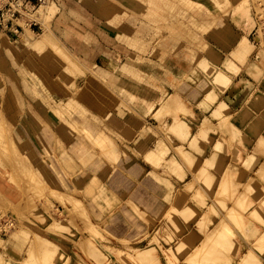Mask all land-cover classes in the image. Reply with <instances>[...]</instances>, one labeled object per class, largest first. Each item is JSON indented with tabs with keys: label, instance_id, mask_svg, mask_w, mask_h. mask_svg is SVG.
I'll return each instance as SVG.
<instances>
[{
	"label": "rangeland",
	"instance_id": "rangeland-1",
	"mask_svg": "<svg viewBox=\"0 0 264 264\" xmlns=\"http://www.w3.org/2000/svg\"><path fill=\"white\" fill-rule=\"evenodd\" d=\"M2 1L4 0H1V2ZM89 1H93L95 3L94 6L105 15L110 16L113 14L116 17H122L130 11L133 14H140L141 18L146 17L148 20V28L151 30V35L148 37L146 45L151 46L152 55L162 48L165 49L167 45L175 47L178 44L179 46L189 47V49L192 48L193 42L201 45V43H199L200 37L196 35V32L194 33L197 29V24L203 23L207 18L211 19L214 16L211 14L216 11L225 17H232L233 20V17L236 15L239 16L240 13H242V15L239 16L241 19L245 14L246 16L248 15L255 25V30L258 29L259 32L257 31V33L261 34L264 39V0H229V3H232V5L229 4V6L225 4L228 0H225L220 9H217L215 6L217 0H199L200 5H197L196 7L191 3L192 0ZM243 1H246L247 3ZM49 2L53 3L52 5L55 6L54 9L47 11L45 8H40L37 10L38 3L32 9L26 11L28 16L26 15V17L24 16L18 21L22 25L23 30L27 26L31 28L32 33L34 34L33 37H37V33L40 32L42 28L46 30L48 41L43 40L41 42L43 45L42 48H34L25 44L19 36L0 35V129L3 131L0 136L3 137L4 142L1 141V143H4L2 149L5 153V155L0 157L4 158L0 160V264H7L8 262V264H10V261L14 264H69L70 261L72 262L71 264H126L128 261L127 264H145L147 262L146 260H150L151 257L152 262L150 261V263L148 261L146 264H264V232H261V234L257 236L258 233L253 226L252 221H257L263 226L264 223L256 214V216L253 214L245 215L241 219L242 221H238L240 222L239 227L232 226L233 229H229V231H227L228 233H224L220 237L217 235L219 231H223L222 228L227 224V219H224V216L230 220V215H226V206H232L235 204L239 208L238 211L242 212V214H246V211L243 209H245L246 206H249L250 202H245L243 195L250 192L248 189V184L250 182L244 187L246 192L239 194L238 188L241 186V183L235 182L236 173L231 174V176L233 175L231 178V176H229V173H232L231 169H226L220 179L223 180H219V183L215 184L213 183V175L205 171L208 170L209 165L215 166L216 164V166H220V163L214 159V156H212L211 159L207 157L198 159L194 156V152L197 154H202L204 152L203 146L205 145V142L208 141V131L212 130V128H208L205 125V122H207L210 117H216L219 120L216 128L220 133L227 130L228 125L226 126V124L230 121L235 120L239 123V121L243 119L245 110L242 107V109H240V111L243 112L242 116L240 113L242 118H240L239 115H236L239 113L234 112L235 118L233 117V120H228V122L225 123L223 119L225 118V121L230 119L229 117L233 115V112L226 111V109L228 110V106L224 102L220 104L219 102L221 101L218 99V94L225 90L234 76L238 75L240 67L232 62H229L224 66H215L207 59H201L199 61L200 63H198V65L202 67L201 69L208 77H210V81L213 80L215 75L218 77L216 80L217 85L212 81V89L199 101L198 106L200 108L204 110L211 108L212 111L211 116L209 117L208 111H203L201 116L205 122L201 123L202 126L196 132L194 131V137L196 135V140L194 139L192 141L193 143L191 142L192 144L186 142L183 143L186 141V138L184 140L181 134H177L178 131L172 133V130L174 129L171 130L167 127L172 122L171 114L165 113L163 110L160 112L158 111L160 106L164 107L163 104L167 98V94L162 97L157 106L152 107V110L157 107L155 111H148L145 114L135 113L136 117L140 120H146V125L149 126L146 130H141L142 133H144V131L147 132L146 134H143L144 139L141 140L143 149L150 147L153 148L156 146V139L159 137H162V139L164 138L172 148L174 155L177 156L180 161L179 163L175 159H171V164L180 170H182V166L184 165V167L189 170V175L186 179L187 181H185L186 183L184 182L181 188H174L171 183L166 181L169 190H172V192L173 190H176L173 197L172 192H169L167 195L169 208H174V210L171 209L172 217H167L169 215L168 212L170 211L169 208L166 209L161 217L156 218L145 216V212L142 209L137 208L142 210L141 215L136 213L138 217L146 220L148 223L147 229L144 233L137 239L133 240L124 238L112 239L111 235L105 229V224H102V226L97 222L98 214L102 211L106 213L108 210V207L102 210L100 205L101 203L109 204L108 197L104 196L101 198L103 193H98V195L96 194L95 196L93 193L96 191V184L98 186L102 182L99 181L103 178L102 175L107 177L108 185L113 183L116 187H120L121 189L125 188L126 184L123 183L121 176L119 177L118 175L119 170H121L118 154L122 153L126 160V158H128L127 154L130 153L128 151L129 148L127 145H120L122 151L119 148H116V150L119 149L120 151L117 150V154L113 153L109 155L107 152H103L99 148L93 146V141L91 139H86L83 131L73 129L70 123H73L75 120L80 123L83 128L90 130L93 134L104 131L109 135L111 134L110 136H112V138L116 137L117 140L120 141L123 139H129L128 137L131 135L127 136V133H122L125 128L114 130L109 128L110 126H106L108 113L105 109L110 107L112 103L110 96L107 95L109 93L108 87L98 69H91L83 65L53 33L50 24L58 7H56V4L52 0H49ZM235 3L236 5H239H237V8L235 7ZM231 8H233L234 11L233 9L230 10ZM35 9L37 11H35ZM223 10H225V12H223ZM199 29L201 32L204 30L202 27ZM243 44L244 43H242V45ZM141 46H143V44ZM242 47L243 49H240ZM202 48H204L203 44L200 46L201 50ZM240 48V50L246 52L245 45H240ZM260 48L261 47H258L257 51ZM140 50L143 52L144 48L141 47ZM210 69L212 70V73L213 70L216 71L213 74L214 76L211 74ZM97 88L98 90H96ZM261 92H264V74L257 85L250 90V93L248 94L249 102L251 103V100H254L256 104L258 101L257 99L261 97L259 94ZM212 96L216 97V99ZM85 97H87V99L83 100ZM260 100L261 99H259V101ZM49 101L52 103L55 101L60 102H55L54 107L49 106ZM260 102V104H262L263 100ZM223 103L225 105H223ZM218 106H221L222 109H218ZM223 106H227V108L224 109L225 107L223 108ZM255 106H258V104ZM56 107L59 109H68H63L64 111H61L62 113H60L63 116L66 114L65 111H67L68 114L71 113L70 117L68 118L66 116L65 118H58L54 112V108L55 110H58ZM246 107L250 111L251 108L248 106ZM246 107L244 106V108ZM223 109L225 112H222ZM91 110H94L96 115H93ZM214 111H216V114ZM261 111L263 114L264 109ZM250 112L253 113L252 110ZM229 113H232L231 116ZM223 114H225V116ZM190 116L192 115L184 116L183 113L178 115V117L184 118ZM243 121H245L244 123L249 122L248 128L254 127L252 126L254 124L249 126L250 120H245L244 118ZM232 123L233 122H231V124ZM3 126L6 127L3 128ZM111 129L113 130L112 132ZM188 129L193 130L194 128L188 126ZM118 130L120 131L118 132ZM115 131H117V133H115ZM234 132L237 133L236 131H232L231 134L233 136L235 135ZM122 134H125L126 137ZM81 141L85 142L86 145H84L83 142L81 143ZM178 143L182 148L189 150L186 154L192 152L190 159H188L186 157L187 155L181 151L185 154L182 156V153L178 150L179 148L177 149ZM13 149L14 152H12ZM15 149L18 150V153ZM152 152L154 153V151H149L147 153L149 158L152 157ZM22 154L26 157L24 158V155ZM132 154H135L136 158L139 157V154L136 152L132 151ZM147 154L146 156H148ZM160 154L161 153H159V155ZM154 156L155 155L153 154V157ZM184 156L187 160L184 159ZM14 159H17L18 163L20 162L19 168L16 167L19 166V164L16 163ZM24 160L26 162H24ZM21 163H27L28 166L27 164L22 165ZM154 165L159 166V162L156 164L154 163ZM166 165L167 164H164V166H162V172L168 177L170 176V173L174 174V172L167 169ZM71 167L79 169L77 174L70 171ZM29 169L31 173L29 172ZM200 169L204 173H202ZM232 170L234 172V169ZM198 172H201L200 177L198 176ZM86 173L92 177L93 189L90 193L91 195L89 192L83 193L77 189L79 183L86 177ZM206 173L209 174L210 177L206 176ZM176 175H178L179 178H182V172L178 171ZM201 175L203 176L201 177ZM26 176L29 179H27ZM30 176L33 178L30 179ZM205 176L209 177L211 180L209 183L207 182L209 179H204ZM256 176L257 178L259 177V179L264 180L262 169L256 172ZM152 177L161 182L159 178L155 177V174H152ZM118 179L119 181H117ZM35 180L37 181L35 182ZM199 181H201L200 184ZM36 185L37 190L35 189ZM213 186H217L215 192L213 191ZM210 187L212 190L209 189ZM183 190L187 195L185 194L186 196L181 199L183 194L181 195L180 192H183ZM200 194L201 197H199ZM235 195L237 198L232 199L231 197H236ZM73 199L78 202L73 201ZM174 199L179 200L175 201ZM209 199H211L210 204L208 203ZM260 199L261 196L259 197V200ZM71 201L73 202L71 203ZM68 202L71 205L67 204ZM75 203H79L77 210V205ZM97 203H100L99 206L96 205ZM189 203L195 207H186V204L188 205ZM260 203L261 204L257 203V205H264V200H261ZM68 205L75 208L73 209L71 207V209H69L70 207ZM66 206L69 209L68 214L64 211L62 212L64 208L67 209ZM135 208L132 209L136 210ZM106 214L109 215V213ZM129 217L130 219H133L131 216ZM126 219L129 218L127 212L124 211V214L113 221L121 223ZM218 220L220 224L217 222ZM130 221L133 222V220ZM88 222H92L93 225L90 227ZM117 222L114 224L116 227H118ZM216 224L219 226L216 227ZM220 225H222V228ZM89 227L95 228L96 230L94 229L92 232V229ZM232 227L230 226V228ZM214 228L216 230V233H214L216 236L212 234ZM137 229L139 230L140 228ZM217 230L219 231L217 232ZM130 232H134L132 228ZM134 235L137 236L138 231ZM239 236H242L245 239H239ZM249 236H257V238L249 240L247 239ZM3 237L20 242L22 246L21 249L24 252H21V261L12 260L3 253V246L5 243ZM88 239L91 240L94 247L95 244H98L95 253L92 254L93 256L90 255L91 251L88 252L89 255L87 254L88 248L86 249V240ZM82 242H86L84 243L85 245ZM195 244L197 246L193 247ZM88 245L91 247V244ZM128 245H131L132 247H127ZM136 245L143 249L145 248L144 251L143 249L137 250L133 247ZM148 248H151L152 252H150V249ZM97 249L101 251H97ZM146 249H148L149 252ZM241 249L246 250V252L244 254H239ZM69 251L71 255L68 254ZM141 251L145 253H141ZM191 251L193 253L189 255L188 253ZM130 252L134 253L133 257H131L132 253ZM137 252L140 253L139 255H141V257L135 256L138 255ZM203 252L210 257L207 258L205 254L202 255L201 253ZM214 252L215 254H213ZM194 253L195 255L193 256ZM38 254L43 258L39 257ZM84 256L86 258H84ZM188 256H190V258ZM196 256H200L201 258L198 257L200 258L198 260ZM146 257L148 259L145 260ZM244 257H247L245 258L247 260H245ZM40 258L42 261H40ZM139 259H142V261ZM105 260H107V262L104 263L103 261ZM36 261L37 263H35Z\"/></svg>",
	"mask_w": 264,
	"mask_h": 264
},
{
	"label": "crops",
	"instance_id": "crops-1",
	"mask_svg": "<svg viewBox=\"0 0 264 264\" xmlns=\"http://www.w3.org/2000/svg\"><path fill=\"white\" fill-rule=\"evenodd\" d=\"M52 1L58 7L50 24L53 33L83 65L98 69L108 87L107 95L110 96L112 103L105 109L108 113L106 126L112 129H123L127 126L131 130L129 139L120 141L113 137L118 145L117 148L121 150L120 145L125 144L130 152L126 160L122 153L119 155L121 170L118 175L126 184L125 188L116 187L113 183L108 185L107 177L102 175L103 178L99 180L102 182L95 187L97 193L96 191L93 193L94 196L103 193L101 198L108 197L109 204L97 203L96 205L100 204L102 210L108 207L106 213L109 215L104 211L97 213L98 221H96L101 225L105 224V229L111 238L133 240L141 236L147 229L148 223L138 217L132 206L136 205L142 209L147 217H161L168 207L167 195L172 192L167 182L174 188H181L187 179L189 170L183 164L182 170L171 164V159L179 163L180 161L164 138L156 139V146L153 148L143 149L141 140L144 139L143 134L147 132L142 133L141 130H146L149 126L146 125V120H140L135 113L153 112L156 107L153 110L152 107L157 106L164 95L168 92L174 93L188 105L192 116L186 117L185 120L189 122V127L194 128L191 131L196 132L202 126L201 123L205 122L201 116L203 111H208V117L211 116L212 111L211 108L204 110L198 106L199 101L213 87L207 74L198 65L201 59H207L215 66H224L232 62L240 67L238 75L232 78L218 97L229 107V112L234 113L244 106L251 108L252 118L258 125L254 124L255 127L247 129L246 124L233 121L232 127L237 133L231 137V127L227 126V130L220 133L216 128L219 120L216 117H210L205 125L212 130L208 131V141L203 146L204 152L202 154L194 152V156L198 159L204 157L211 159L214 156V159L220 163V166L216 164L208 166L215 184L219 183L226 169H235V182L241 183L238 188L239 194L246 192L244 190L246 183L254 180L256 188L243 197L245 202H250L247 210L257 208V213L264 220V205H257L264 200V180L256 176V172L261 169L264 174V113L261 119L258 117L264 109V92L260 93L263 100L260 107L250 103L248 97L250 90L257 85L264 74V60L254 56L257 50L254 41L256 30L252 20H249L251 18L243 16L239 21H234L232 17H225L216 11L211 14L214 15L213 19L207 18L203 23L197 24V29L194 31L200 37L199 43L204 45L202 50L201 45L193 42L191 49L178 44L175 47L167 45L165 49L162 48L152 55L151 46L146 45L151 35L146 17L141 18L140 14H133L130 11L122 17H116L113 14L105 15L94 6L93 1L89 0ZM191 3L195 7L200 5L199 0H192ZM200 27L204 29L202 32ZM244 40L247 45L246 52L239 49ZM141 47L144 48L143 52L140 50ZM86 99L87 97L83 100ZM91 111L93 115H96L94 110ZM135 130L138 131L136 135L133 133ZM83 143L86 145L85 142ZM162 149H165V152L157 155V152ZM132 151L139 154V157L136 158ZM148 151H154L157 158L150 159L146 156ZM158 162L159 166L154 165ZM164 164H167V169L174 174L170 173L168 177L163 174ZM78 170L71 167L70 171L77 174ZM178 171L182 172V178L176 175ZM152 174H155L161 182L152 177ZM213 188L215 192L217 186ZM77 189L83 193L92 191L91 175L86 173V177L79 183ZM209 189L212 190L211 187ZM175 192L176 190H173L172 197ZM260 196L261 199L256 200ZM210 201L211 199L209 204ZM124 211L127 212L129 219L121 223L113 221L124 214ZM116 222L118 227L114 225ZM252 224L256 228L257 236L264 232V226L261 223L252 221ZM131 228L133 233L130 232ZM137 231L136 236L134 234ZM257 236H249L247 239H256ZM238 238L245 239L242 236ZM3 239L5 240L3 253L12 260H19L22 256L20 242L5 237ZM245 252L246 250L241 249L239 254ZM68 254L71 255L70 251ZM71 263L70 261L69 264Z\"/></svg>",
	"mask_w": 264,
	"mask_h": 264
},
{
	"label": "bare ground",
	"instance_id": "bare-ground-1",
	"mask_svg": "<svg viewBox=\"0 0 264 264\" xmlns=\"http://www.w3.org/2000/svg\"><path fill=\"white\" fill-rule=\"evenodd\" d=\"M247 1V0H246ZM246 1H243V2H246ZM224 2H225V0H217L216 1V8L217 9H220V7L221 6H223V4H224ZM242 2V1H241ZM228 3V4H227ZM247 3V2H246ZM53 3H51V2H49V0H39V4L37 5L38 7L36 8L37 10H39L40 8H45V9H47V11H49V10H52V9H54V5H52ZM227 6H229V4H231L232 5V3H229V0H228V2L226 1V3H225ZM238 4H239V2H238ZM237 4V5H238ZM241 4H245V3H241ZM235 5H236V3H235ZM234 5V6H235ZM237 5L235 6L236 8H237ZM214 6V5H213ZM225 6V5H224ZM239 6V5H238ZM242 6V5H241ZM57 7V6H56ZM235 7H234V9H235ZM228 8V7H227ZM226 8V9H227ZM35 9V11H37ZM225 9V8H224ZM233 8H231L230 10H232ZM234 9H233V11H234ZM247 9V8H246ZM221 11V10H220ZM235 11H236V9H235ZM239 11V10H238ZM44 12V11H43ZM42 12V13H43ZM223 12H225V10H223ZM245 12V11H244ZM246 13V12H245ZM233 14V13H232ZM231 14V15H232ZM244 14V13H243ZM234 15H236V14H234ZM240 15H242V13H240L239 14V16ZM28 16V15H27ZM43 16V15H42ZM239 16L238 15H236L235 17H233L234 18V20H240V18H239ZM245 16H246V14H245ZM247 17H249L248 15H247ZM250 18V17H249ZM250 21H251V19H249ZM42 21V20H41ZM44 23V22H43ZM42 23V24H43ZM45 27V26H44ZM161 30V29H160ZM159 30V31H160ZM257 31H258V29L256 30V33H255V47H261L258 51L256 50V55L254 54V56L256 57V58H259V59H264V44H263V42H264V39H263V37H262V35L261 34H259V33H257ZM158 32V31H157ZM259 32V31H258ZM34 36V34L32 33V30H31V28L30 27H25L24 28V30L22 31V32H19V37L21 38V40L25 43V44H27V45H29V46H31V47H34V48H42L43 47V45L41 44V42L43 41V40H45V41H48V38H47V35H46V30L44 29V28H42V30L40 31V32H38L37 33V37H33ZM35 38V39H34ZM34 39V40H33ZM254 39V38H253ZM242 43H244L243 45L241 44V46H244L245 45V51H247V45H246V43H245V40H244V42H242ZM240 49H243V47L242 48H240ZM253 50V49H252ZM242 52H244V50L242 51ZM255 52V51H254ZM203 60V59H202ZM201 62H203V61H201ZM200 63V62H199ZM206 63V62H205ZM208 63V62H207ZM210 64V63H209ZM254 65V64H253ZM202 66V65H201ZM202 68V67H201ZM212 69V68H211ZM210 69V70H211ZM260 69V68H259ZM219 70V69H218ZM223 70V69H222ZM261 70V69H260ZM216 71H214L213 70V73H212V70H211V74L213 75L214 73H215ZM219 72V71H218ZM218 74V73H217ZM222 74V73H221ZM220 74V75H221ZM225 75V74H224ZM93 76V75H92ZM214 76V75H213ZM217 75H215L214 76V78H213V80L212 81H214L215 82V84H216V80H217ZM95 78V77H94ZM210 78V77H209ZM220 78V77H219ZM94 80V79H93ZM212 81H211V83H212ZM221 81V80H220ZM222 83V82H221ZM217 85V84H216ZM218 86H219V84H218ZM112 90V89H111ZM215 90V89H214ZM262 93V92H261ZM260 94V93H259ZM179 96V95H178ZM261 96V95H260ZM214 99H216V97H214V96H212ZM208 98V97H207ZM219 99V98H218ZM251 99V98H250ZM259 99H261V97L259 98ZM259 99H257L258 101H259ZM210 100L212 101V99L210 98ZM262 100V99H261ZM260 100V101H261ZM221 102H219V100H218V102L220 103V104H222V100H220ZM257 101V102H258ZM256 102V104H258V107H260L262 104H260L261 102ZM56 102V101H55ZM55 102L54 103H52V102H48V104H49V106H54L55 107ZM60 101H57L56 103H59ZM253 102V103H252ZM251 103L252 104H254V105H256L255 104V102H254V100H251ZM61 104V103H60ZM219 104V105H220ZM164 107H162V106H160L159 108H158V111L160 112V111H165V113H169V114H171L172 116V118H171V120H172V122H171V124H169L167 127H169L171 130L172 129H174V130H172V133H174L175 131H178V135L179 134H181L182 136H183V139L185 140V138H186V141H184L183 143H190V144H192L193 142V140L195 139V137H196V135H195V137H194V131H191V130H189L188 129V123L186 122V120H185V118L184 117H178V115L180 114V113H183V115L184 116H189V115H192L191 113H190V110H189V108H188V105L186 104V103H183L178 97H176V95H174V93H168L167 94V98L165 99V102H164ZM211 105V104H210ZM223 105H225L224 103H223ZM225 106H223V108H224ZM246 107V106H245ZM56 108H58V107H56ZM157 108V107H156ZM156 108L153 110V111H155L156 110ZM218 109L219 108H221V106L219 107H217ZM217 108H216V111H217ZM227 108V106L224 108V109H226ZM63 109H65V108H63ZM63 109H59L58 108V110H55V108H54V112L56 113H54L58 118H65L66 116L69 118L70 117V115H71V113H67V111H65L66 112V114L65 115H61V111H64ZM165 109V110H164ZM222 109V108H221ZM224 109H223V111L222 112H225L224 111ZM240 109H242V108H240ZM243 109L246 111H244V113L246 114H242L243 112H241L240 110L238 111V112H236L235 111V113H239V114H236V115H239V117L240 118H242L241 116L243 115V119H241V121H239V123L240 124H243L245 121H243L244 120V118H245V120L247 119V120H250V124H249V126L251 125V124H255V126H257L258 124H257V122H255L254 120H253V118H252V115L251 114H253V113H251L250 111H251V109H250V111H249V109L246 107V108H244L243 107ZM247 109V110H246ZM65 110H68V109H65ZM216 111H214V113L216 112ZM226 111H229V107H228V110L226 109ZM61 112V113H60ZM218 112H219V110H218ZM162 113V112H161ZM220 113V112H219ZM240 113H241V116H240ZM261 114H262V111L260 112ZM216 114V113H215ZM228 114V113H227ZM230 114V113H229ZM232 114V113H231ZM231 114H230V116H231ZM224 116H225V114H223ZM222 115V116H223ZM233 115H234V113H233ZM231 116V117H229L230 119H227V121H225L224 119H223V121L226 123V122H228V120H233L234 118H235V115L234 116ZM217 116V115H216ZM228 116V115H227ZM245 116V117H244ZM261 116V115H260ZM259 115H258V117H260ZM234 117V118H233ZM227 118V117H226ZM237 118V117H236ZM240 118H239V120H240ZM261 119V118H260ZM254 122H253V121ZM69 121V120H68ZM235 121V120H234ZM3 122V121H2ZM6 122V121H5ZM4 122V123H5ZM231 122H233V121H230L229 123H227L226 124V126L228 125V126H230L229 128H230V130L231 131H233V124H231ZM241 122H243V123H241ZM249 123V122H248ZM248 123H244V124H246V126H247V128H248ZM2 125H4L3 123H1ZM6 124V123H5ZM70 125L72 126V128L73 129H75V130H78V131H83L84 132V136L86 137V139H91L93 142V146H95V147H97V148H99L101 151H103V152H107L109 155L110 154H117L118 152H117V150H119V149H117L116 150V148L118 147V145L115 143V141L113 140V138L109 135V134H107V133H105L104 131L103 132H98V133H95V134H93V133H91V131L90 130H87V129H85V128H83L82 126H81V124L80 123H78L77 121H73V123H70ZM252 126H254V125H252ZM254 126V127H255ZM6 127V126H5ZM4 126H3V128H5ZM9 127V126H8ZM191 127V126H190ZM2 128V129H3ZM125 129H123V132L122 133H127L126 135L127 136H130L131 135V130L129 129V128H127V127H124ZM169 128H167V129H169ZM251 128V127H250ZM249 128V129H250ZM169 129V130H170ZM115 130V129H114ZM170 130V131H171ZM10 131V130H9ZM113 130H111V132H112ZM120 130H118V132H119ZM180 131V132H179ZM234 131H235V129H234ZM3 131L0 129V134L2 133ZM4 132H5V130H4ZM110 132V133H111ZM115 133H117V131H115ZM135 135L138 133V131L137 130H135L134 132H133ZM232 133V132H231ZM5 134V133H4ZM3 134V135H4ZM234 134H236L235 132H234ZM2 135V136H3ZM115 135V134H114ZM119 135V134H118ZM123 136H125V134H122ZM5 136H7V135H5ZM8 136H9V132H8ZM117 136V135H116ZM231 136L232 137H234L232 134H231ZM1 137V136H0ZM121 137V136H120ZM126 137V136H125ZM2 138V139H1ZM0 139V157H2L3 155H5V153L3 152V144L1 143V141H3V137H1ZM10 138V137H9ZM129 138V137H128ZM5 139V138H4ZM119 139V138H118ZM196 140V139H195ZM5 141H7V140H5ZM183 141V140H182ZM4 142V141H3ZM8 142V141H7ZM173 142V141H172ZM192 142V143H191ZM5 145H6V143H5ZM9 145H11V144H9ZM123 145H125V144H123ZM122 145V146H123ZM176 145V144H175ZM13 146V145H12ZM109 147V148H108ZM4 148H5V146H4ZM15 148V147H14ZM179 148V149H178ZM106 149H109V150H106ZM177 149L180 151V153H185L186 154V152L187 151H189V150H187L186 148H182V146L178 143L177 144ZM16 150V149H15ZM18 150H16V152H17ZM120 151V150H119ZM182 151V152H181ZM12 152H14V149H13V151ZM11 152V153H12ZM15 152V153H16ZM134 152V151H133ZM149 152V151H148ZM147 152V153H148ZM165 152V149L163 150H161V151H159V152H157V155H159V153H164ZM18 153V152H17ZM121 153V152H120ZM146 153V154H147ZM182 153V156L183 155H185V154H183ZM189 153V152H188ZM153 152H152V154H151V156L152 157H150L151 159L153 158ZM191 154H192V152H190L189 154H186L187 156V158L188 159H190L191 158ZM6 155H7V152H6ZM19 155H21V154H19ZM22 155H24V154H22ZM118 155H120V154H118ZM148 155V154H147ZM155 155V154H154ZM157 155L156 156H154V157H156L157 158ZM190 155V156H189ZM115 156V155H114ZM189 156V157H188ZM19 157H21V156H19ZM19 157H17L18 159H20ZM26 156L24 155V158H25ZM148 157H149V155H148ZM185 157V156H184ZM186 157L184 158V159H186ZM22 158V157H21ZM24 158H22V159H24ZM183 158V157H182ZM1 159H4V158H0V160ZM11 160V159H10ZM15 160V159H14ZM187 160V159H186ZM16 161V163H18L17 162V159L15 160ZM20 161V160H19ZM106 161H107V159H106ZM22 162V161H21ZM24 162H26L25 160H24ZM19 164V166H16V167H20V162L18 163ZM17 164V165H18ZM22 165H25V164H27V163H25V164H23V163H21ZM27 166H28V164H27ZM25 168H26V166H25ZM201 168V167H200ZM205 168V167H204ZM24 169V168H23ZM202 169V168H201ZM201 169H200V171H201ZM32 170V169H31ZM203 170V169H202ZM228 170H230V169H228ZM15 171V170H14ZM18 171V170H17ZM231 171H232V173L230 172L229 174V176H231V174H233V173H236L235 172V169H234V172H233V170L231 169ZM21 172V171H20ZM29 172H30V169H29ZM202 173H204L203 171H201ZM201 172H198L199 173V177H200V174H201ZM205 172H209V170H206ZM26 173V172H25ZM31 173V172H30ZM22 174V173H21ZM207 174V173H206ZM205 174V175H206ZM25 175V174H24ZM27 175H28V172H27ZM30 175V174H29ZM32 176V175H31ZM31 176H30V179H32L31 178ZM127 176V175H126ZM203 175H201V177H202ZM206 176H209L210 177V175L209 174H207ZM204 177V179L206 180V179H209V177ZM199 177H198V179H199ZM233 177V175L231 176V178ZM26 178H27V176H26ZM35 178V177H34ZM27 179H29V178H27ZM203 179V180H204ZM202 180V179H201ZM223 180V179H222ZM222 180H220V181H222ZM29 181H31V180H29ZM37 180H35V182H36ZM186 181V180H185ZM211 180L209 179L207 182L209 183ZM251 182H250V184L252 185H249L248 184V189H249V191H250V193L251 192H253L254 191V189L256 188V182L255 181H253V180H250ZM26 182V181H25ZM27 182H28V180H27ZM32 182V181H31ZM200 182L201 181H199V184H200ZM205 182V181H204ZM38 183V182H37ZM186 183V182H185ZM189 183V182H188ZM31 184V183H30ZM33 184V183H32ZM36 184V183H35ZM34 184V185H35ZM39 184V183H38ZM37 184V185H38ZM247 184V183H246ZM254 184V185H253ZM37 185H36V190H37ZM192 186V185H191ZM31 187V186H30ZM187 187V186H186ZM32 188V187H31ZM39 188H40V186H39ZM44 188V187H43ZM95 189V188H94ZM28 190V189H27ZM34 190V189H33ZM33 190H32V192H33ZM35 190V191H36ZM39 190V189H38ZM43 190V189H42ZM52 190V189H51ZM182 190V189H181ZM26 192V191H25ZM198 192V191H197ZM41 193V192H40ZM50 193V192H49ZM51 193H52V191H51ZM55 193V192H54ZM58 193V192H57ZM91 193V190L89 191V194ZM180 194L182 195L181 196V199L184 197V196H186L187 194H186V192H184V190H183V192L181 191L180 192ZM179 194V195H180ZM186 194V195H185ZM55 195V194H54ZM53 195V196H54ZM60 195H61V193H60ZM64 195V194H63ZM91 195V194H90ZM25 196V195H24ZM33 196V195H32ZM51 196V195H50ZM62 196V195H61ZM61 196H59V197H61ZM65 196H67V195H65ZM65 196H64V198H65ZM198 196V195H197ZM236 196V195H235ZM27 197V196H26ZM56 197V196H55ZM57 197H58V195H57ZM68 197V196H67ZM71 197V196H70ZM69 197V198H70ZM199 197H201V194H200V196ZM231 197V196H230ZM29 198V197H28ZM72 198V197H71ZM74 198H75V196H74ZM180 198V197H179ZM232 199L233 198H237V196L236 197H231ZM242 198V197H241ZM56 199V198H55ZM176 199V198H175ZM174 199V200H175ZM234 199V200H235ZM27 200V199H26ZM59 200V199H58ZM69 200V199H68ZM77 200V199H76ZM177 200H179V199H177ZM177 200H175V201H177ZM238 200V199H237ZM256 200H259V197H257V199ZM61 201V200H60ZM59 201V202H60ZM64 201H65V199H64ZM70 201V200H69ZM73 201H75L74 199H73ZM73 201H71V203L73 202ZM75 202H78V201H75ZM80 202V201H79ZM174 202V201H173ZM58 203V202H57ZM63 203H65V202H63ZM67 204H70L69 202L67 203ZM76 204V203H75ZM59 205V204H58ZM71 205V204H70ZM73 205V204H72ZM77 205V208H76V210L78 209V205H79V203L78 204H76ZM80 205H82V204H80ZM64 206H65V204H64ZM63 206V207H64ZM69 206V205H68ZM74 206V205H73ZM73 206H69L70 208L69 209H71V207L74 209L75 207H73ZM195 207V206H192V204L191 203H189L188 205L186 204V207ZM226 206V205H225ZM32 207V206H31ZM62 207V208H63ZM67 207V206H66ZM136 207V208H135ZM173 207V206H172ZM80 208V207H79ZM84 208V207H83ZM133 208H135L136 210H137V212H136V210H133V211H135V213H138L139 215H141L142 214V210H140V209H137V208H139V207H137L136 205H134L133 206ZM169 208V205H168V207H167V209ZM67 209H68V207H67ZM66 208H64V210H62V212L64 211L66 214H68L69 213V209L67 210ZM170 209V208H169ZM171 209H173L174 210V208H171ZM170 209V211L168 212L169 213V215L167 216L168 218L169 217H172V215H171V213H172V210ZM248 209V206H246L245 207V209H243L244 211H246L245 213L246 214H242V212H240V211H238L239 210V208L237 207V205H235V204H233L232 206H226L225 207V210H226V215H230V220H229V218H227L226 216H224L225 218L224 219H227V224L222 228V225H220L221 226V228L223 229V231L221 232V231H219V230H217V235L220 237L222 234H224V233H228L227 231H229V229H233V227L232 226H237V227H239V223L240 222H238L239 220H241L245 215H251V214H253V215H257L258 217H260L261 218V216H260V214H258L257 213V211H258V209L257 208H254V209H251L250 211H248L247 210ZM81 210V209H80ZM83 210V209H82ZM187 210V209H186ZM185 210V211H186ZM189 210V209H188ZM178 211V210H177ZM184 211V212H185ZM238 211V212H237ZM61 212V213H62ZM72 212V211H71ZM77 212V211H76ZM75 212V213H76ZM175 212H176V210H175ZM167 213V212H166ZM167 213V214H168ZM65 214V215H66ZM72 214V213H71ZM145 214V213H144ZM12 215V214H11ZM148 215V214H147ZM252 215V216H253ZM255 215V216H256ZM14 216V215H13ZM249 217V216H248ZM169 220V219H168ZM221 220V219H220ZM223 220V219H222ZM223 221H225V220H223ZM242 221V220H241ZM218 223H219V220L217 221ZM221 222V221H220ZM229 222H230V224H229ZM89 223V225H90V227H91V225H93L92 224V222H88ZM91 223V224H90ZM221 223H223V222H221ZM263 223H264V220H263ZM220 224V223H219ZM248 224V223H247ZM87 225V224H86ZM88 225V226H89ZM182 225V224H181ZM60 226V225H59ZM95 226H97V225H95ZM159 226V225H158ZM185 226V225H184ZM217 226H219V225H217L216 224V227ZM230 226L232 227V228H230ZM57 227V226H56ZM89 227V228H90ZM93 227V226H92ZM99 228V227H98ZM21 229H23V228H21ZM90 229H92L91 231L93 232L94 231V229L95 228H90ZM89 229V230H90ZM208 229V228H207ZM210 229H211V227H210ZM217 229V228H216ZM221 229V230H222ZM96 230V229H95ZM98 231V230H97ZM96 231V232H97ZM155 231V230H154ZM205 231V230H204ZM214 231V232H213ZM213 231H212V234H214V233H216V230H215V228L213 229ZM95 232V233H96ZM99 232V231H98ZM189 232H190V230H189ZM211 232V231H210ZM24 233H26V232H24ZM100 233V232H99ZM187 233V232H186ZM208 233H209V230H208ZM231 233H232V230H231ZM27 234V233H26ZM25 234V235H26ZM98 234V233H97ZM211 234V233H210ZM209 235V234H208ZM226 235V234H225ZM207 236V235H206ZM214 236H216L215 234H214ZM223 237V236H222ZM212 238V237H211ZM257 238V237H256ZM122 239V238H121ZM30 240V239H29ZM43 240V239H42ZM220 240H221V238H220ZM81 241H82V239H81ZM83 241H85V240H83ZM88 244H91V247H90V245H88ZM86 242H84V243H86V249H87V254L89 255V253L88 252H90V255H92V254H94L95 253V250H96V246L98 245V244H95V247H94V244H92V242H91V240H86ZM91 242V243H90ZM83 243V242H82ZM83 243V244H84ZM94 243H96V242H94ZM129 244H131V243H129ZM85 245V244H84ZM123 245V244H122ZM206 245V244H205ZM67 246V245H66ZM114 246V245H113ZM123 246H125V245H123ZM131 246V245H130ZM129 245L127 246V247H130ZM195 246H197L196 244L193 246V247H195ZM199 246V245H198ZM132 247V246H131ZM134 248H136L137 250H139V249H143V248H141V247H139V246H133ZM202 247V246H201ZM208 247V246H207ZM23 249H24V247H23ZM90 249V250H89ZM92 249H93V252H92ZM99 249V248H98ZM97 249V251H101V250H98ZM122 249V248H121ZM126 249H128V248H126ZM145 249V248H144ZM144 249H143V251H144ZM148 249H150L149 251L150 252H152V250H151V248H148ZM148 249H146L147 251H148ZM123 250V249H122ZM170 250V249H169ZM202 250V249H201ZM22 251V250H21ZM134 251H135V249H134ZM143 251H141V253L143 252ZM146 251V252H147ZM148 251V252H149ZM153 251H154V249H153ZM23 252V251H22ZM125 253H127L126 251H124ZM196 252H198V251H196ZM24 253V252H23ZM31 253V252H30ZM29 253V254H30ZM130 253H132V252H130ZM130 253H128V254H130ZM138 253V252H137ZM143 253H145V252H143ZM191 253H193L192 251L190 252V253H188L189 255L191 254ZM200 253V252H199ZM208 253V252H207ZM33 254V253H32ZM99 254H100V252H99ZM105 254V253H104ZM133 254L134 253H132V256L131 257H133ZM140 253H138V255H135L136 257H138V256H140L141 257V255H139ZM148 254V253H147ZM152 254V253H151ZM202 255L203 254H205L206 255V253L205 252H203V253H201ZM209 254H210V252H209ZM213 254H215V252L213 253ZM27 255V254H26ZM25 255V256H26ZM103 255V254H102ZM143 255V254H142ZM195 255V253L193 254V256ZM198 255V254H197ZM202 255H200L201 257H203ZM211 255V254H210ZM38 256L39 257H42V256H40L39 254H38ZM37 256V257H38ZM93 256V255H92ZM95 256V255H94ZM106 256V255H105ZM145 256H147V255H145ZM148 256H149V254H148ZM200 256H198V257H200ZM207 256V255H206ZM206 256H204V257H206ZM212 256V255H211ZM215 256V255H214ZM218 256V255H217ZM24 257V256H23ZM29 257V256H28ZM28 257H25V258H28ZM38 257V258H39ZM125 257V256H124ZM127 257V256H126ZM135 257V258H136ZM155 257V256H154ZM189 258H190V256H188ZM197 257V256H196ZM197 257V259L199 260L200 258H198ZM210 257V256H209ZM208 256H207V258H209ZM43 258V257H42ZM84 258H86L85 256H84ZM150 258V257H149ZM157 258V257H156ZM193 258V257H192ZM245 258H247V257H244V259ZM105 259V258H104ZM110 259V258H109ZM137 259V258H136ZM144 259V258H143ZM146 259H148L147 257L145 258V260ZM151 259H152V257H151ZM151 259L149 260H146L145 262L146 263H148V261L150 262L151 261ZM154 259V258H153ZM188 259V258H187ZM20 260V259H19ZM22 260V259H21ZM20 260V261H21ZM27 260V259H26ZM117 260H119V259H117ZM132 260H133V258H132ZM140 261H142V259H139ZM156 260V259H155ZM184 260V259H183ZM189 260V259H188ZM193 260V259H192ZM196 260V259H195ZM245 260H247V259H245ZM25 261V260H24ZM29 261V260H28ZM40 261H42V259L40 258ZM135 261V260H134ZM144 261V260H143ZM157 261V260H156ZM156 261H155V263H156ZM202 261V260H201ZM30 262L32 263V261L30 260ZM38 262H39V260H38ZM44 262V261H43ZM104 263L105 262H107V260H105V261H103ZM119 262V261H118ZM129 262V261H128ZM127 262V263H128ZM131 262V261H130ZM145 262H143V263H145ZM152 262V261H151ZM150 262V263H151ZM189 262V261H188ZM203 262V261H202ZM245 262V261H244ZM9 263V262H8ZM7 263V264H8ZM35 263H37V261L35 262ZM40 263V262H39ZM91 263H93V262H91ZM126 263V264H127ZM135 263V262H134ZM145 263V264H146ZM158 263V262H157ZM10 264H14L13 262H11L10 261ZM30 264V263H29ZM109 264V263H108ZM125 264V263H124Z\"/></svg>",
	"mask_w": 264,
	"mask_h": 264
},
{
	"label": "built area",
	"instance_id": "built-area-1",
	"mask_svg": "<svg viewBox=\"0 0 264 264\" xmlns=\"http://www.w3.org/2000/svg\"><path fill=\"white\" fill-rule=\"evenodd\" d=\"M38 3L39 0H0V35L18 37L23 30L18 21Z\"/></svg>",
	"mask_w": 264,
	"mask_h": 264
}]
</instances>
